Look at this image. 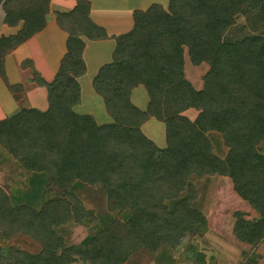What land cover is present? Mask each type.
I'll return each instance as SVG.
<instances>
[{"label": "trees", "instance_id": "1", "mask_svg": "<svg viewBox=\"0 0 264 264\" xmlns=\"http://www.w3.org/2000/svg\"><path fill=\"white\" fill-rule=\"evenodd\" d=\"M238 1L170 0L167 9L152 4L136 10L133 29L116 37L112 63L101 67L93 80L113 120L105 125L91 115L77 114L74 107L81 100L78 79L86 72L82 37L102 40L108 38L106 31L90 18L89 0H75L71 11L56 12L58 27L69 35L68 52L51 82L34 73L37 85L47 90L49 108H23L1 120L0 148L26 171L45 174L49 190L57 189L62 197L37 211L12 207L0 189V231L5 238L24 234L42 247L38 254L0 249V264L3 259L9 264H71L76 259L124 264L140 248L154 252L176 247L187 232L202 228L199 212L190 206L193 197L183 199L187 180L192 175H227L229 169L236 191L260 214L254 221L239 222L235 234L243 243L257 246L264 241V156L258 149L264 143V72L248 76L243 70L249 56L244 64L234 54L237 48L216 40L220 30L234 23L227 12ZM50 3L0 0L5 24H22L17 33L0 36V78L13 94L22 86L9 84L5 58L46 28ZM186 50L193 66L210 67L201 90L186 78ZM139 85L150 99L146 112L130 99ZM190 109L199 111L195 121L185 115ZM150 118L165 125L163 149L141 130ZM211 131L219 132L230 149L224 160L211 152L206 135ZM79 183L101 187L115 209L131 210L124 238L110 234V228L86 245H64L57 227L94 217L72 192ZM171 201L173 209L168 207ZM109 239L113 257L97 249ZM136 242L139 246H133Z\"/></svg>", "mask_w": 264, "mask_h": 264}, {"label": "rangeland", "instance_id": "2", "mask_svg": "<svg viewBox=\"0 0 264 264\" xmlns=\"http://www.w3.org/2000/svg\"><path fill=\"white\" fill-rule=\"evenodd\" d=\"M67 1L70 0H52L54 9L51 10L47 18V21L49 19L51 22V29L54 31L55 28L57 31L53 37L57 38L58 43V48L54 53L51 52V49L47 51V54L45 53V61L53 64L56 69L53 78L49 82L56 76L61 68L63 58L68 52L67 41L69 35L56 27V25L58 26L56 22V12L69 10L66 3ZM169 1L170 0H92L95 14H98L103 22H105L102 23V21H100V24L105 26V28L108 26L107 23L118 20V18L113 17V14H118L120 10L125 11L127 8H142L146 10L152 4H160L163 7L166 6L167 9ZM112 12L114 13L112 14ZM227 13L229 17L234 20V23L228 29H222L218 32L216 36L217 42L219 44H229L234 49L237 48L234 54L240 56L241 59L243 58L244 64L246 57L249 56L250 63L243 70L248 76L252 77L258 71L264 72V1L239 0L229 6ZM130 16L131 18L129 19L132 21V14ZM5 19L6 14L4 7L3 4H0V36H6V31L9 29L5 24ZM21 27L22 24L17 28L11 29L14 30L13 32L15 34ZM119 30L120 33H116V35L125 34L130 29H128L127 25L126 27L120 26ZM116 35H108V38L99 41L90 40L88 38H86V40L89 41L85 42L84 40L85 45L88 44L87 52L90 55V59L88 60L87 54L85 61L83 55L82 58L85 66H88L89 73L81 81L83 88V92L80 90L81 104L77 105L74 111L77 114L94 115L100 125L104 124L108 114L103 99L96 93L93 87L92 81L95 77V73L98 72L95 71L94 68H97L100 64L112 63L113 55L117 48ZM33 38L27 42L31 41ZM43 41L49 42L43 37L40 38V43ZM26 43L11 52L5 58V71L8 63L11 77L10 78L6 72L9 84L22 86V91L17 92L19 94H11V92L7 94L11 97L12 101H14L16 107L18 106V109L24 108L25 105L28 106L29 104V100L25 93L26 90L30 88L29 84H37L34 81V78H36L34 75L35 70L41 69L45 73L43 64H41L42 67L40 68L36 67L35 63L37 61L35 58L27 56L26 53L19 51ZM237 45H241L242 47L239 48ZM61 46L63 50L56 63V56L58 57L59 55H56V52L58 49L59 51L61 50ZM21 53H23L22 56ZM95 55L97 57H94ZM38 59L43 62L42 57H38ZM185 59L186 78L193 84L196 90H201L204 86L203 77L210 69L209 65L202 64L198 67L193 66L189 60L187 50L185 51ZM46 70L48 71V69ZM47 71L46 74H49ZM44 73H41V75H44ZM42 77L45 79V75ZM0 80L2 83L1 86H4L8 90V86H6L1 78ZM17 81H22L25 84H18ZM141 89L143 90V88ZM142 90H138L137 94L134 96V100H142ZM18 95H21V97H18ZM185 115L190 120L195 121L199 116V111L190 109L185 112ZM211 132L206 133V135L211 141L212 154L220 160L226 159L230 153V149L226 147L219 133ZM144 134L159 148L163 149L166 147V128L164 123L152 120L149 123V128L148 126L144 128ZM0 149H2V151L5 150L3 148ZM258 149L259 153L264 156V143ZM23 173V168L18 165L17 162L12 159H1L0 156V189L2 190V197L6 199L12 207L17 208L26 206L40 211L43 205L49 200L62 197L60 191L57 189L49 190L47 185H44L41 190L38 189L39 192H36L39 193V198L35 196L34 192L32 194H18V192H15L16 190L27 188L26 178ZM232 176L233 172L230 169L227 175L221 173L204 176L192 175L187 180L186 189L182 195L183 199H192L193 197L190 206L193 210L199 212L201 218L199 220V225H202V228L200 226L199 230L196 229L194 232H187L183 240H181L176 247L163 246L160 250L154 251L158 253L152 254V251L149 252L146 248L135 250L127 257L124 264H264V241L260 242L257 246L248 242L243 243L238 240L235 234V228L239 222L254 221L260 218V214L248 200L244 199L236 191ZM14 188V194L11 195V191ZM72 190V192L78 196L86 211L91 212L94 217H85L82 223L74 219L67 224L57 227V234L63 238L64 245L68 247L86 245L88 241L96 239L99 233L110 228V234H118L121 239L127 235L126 223L132 215L130 209H115L108 200L105 191L99 186L84 185L83 187H79L76 185ZM174 205L175 201L169 202V209H173ZM115 221L118 222L112 225ZM104 235H106L104 236L105 238L109 236L107 233ZM110 242V239L103 240V242L97 246V249L99 251H104L106 256L113 257L114 247L111 246ZM132 244L133 246H139L137 242ZM133 246L129 248H133ZM11 248L26 251L30 254H38L42 250L41 245L29 236L19 234L8 240L0 231V249L9 250ZM155 255H158V258ZM258 258L259 261H257ZM1 264L8 263L3 259ZM71 264L86 263L80 261V259H76Z\"/></svg>", "mask_w": 264, "mask_h": 264}, {"label": "crops", "instance_id": "3", "mask_svg": "<svg viewBox=\"0 0 264 264\" xmlns=\"http://www.w3.org/2000/svg\"><path fill=\"white\" fill-rule=\"evenodd\" d=\"M50 1H51V3H50V12H51V10H53L54 8H53V2H52V0H50ZM89 1L91 3L90 18L92 19V21L95 24H97L100 27H104L105 28V26H103V25L100 24V21H102V23H105V22H103L102 18L98 14H95L94 5H93L92 0H89ZM66 3L68 5L69 10L64 11V12L71 11L75 7V5H76L75 0H70V1H67ZM168 4H169V2H168ZM163 8L166 9V6H164ZM136 10H143V9L142 8H132V9L127 8L125 11L124 10H120L121 13L119 12L118 14L116 13L115 15L113 14L114 12H112L113 17L114 18L115 17L118 18V20L117 21H113L111 23H107V25L111 28L110 29L108 26H107V28H105L107 37H109L108 35L114 36V35H116V33H120V30H119L120 29V26L126 27L128 25V29H130V30H128L127 33H129L133 29V26H134L133 13ZM131 14H132V21L129 19V18H131V16H130ZM107 17H112V16H107ZM56 27L59 28L57 25H56ZM9 29H7V31H6L7 33L5 32L6 33V36L11 35V34H14V32H13L14 30L11 29V28H9ZM55 32H57L56 29L54 28V31H53V29H51V22L48 19L46 28L42 32H40L38 35H36L31 41L27 42L22 48L19 49L20 52L26 53L27 56H30V57L35 58V60L37 61L35 63V66L36 67L40 68V67H42L41 64H43V68L45 69V73L41 69H39L37 71L40 74L41 73L42 74L44 73L45 79L47 81H50L53 78V74L56 72V69L54 68L53 64L48 63V62L45 61V59H46L45 58V53L47 54L48 53L47 51L49 49H51L52 50L51 52L54 53L56 51V49L58 48L57 47V44H58L57 43V38L53 37V35H55ZM127 33H125V34H127ZM121 35H124V34H121ZM121 35H116L115 38L118 37V36H121ZM42 37L45 40L49 41V42L43 41V42L40 43V38H42ZM82 39L85 40V42L86 41H89V40H86V37H82ZM96 41H99V40H96ZM87 46H88V44H86V48H85V51H84V54H83L84 61L86 60V54L88 56V60L90 59V55L87 52L88 51V47ZM62 50H63V48L61 46V50L59 51V49H58V51L56 52V55L59 54L58 57L56 56V59H57L56 63L59 60L60 53H62ZM23 53H21V56L23 55ZM38 57H42L43 62L40 61L38 59ZM94 57H97V56L95 55ZM48 60H50V59H48ZM105 65H107V64H104V65H101L100 64L97 68H94V69H95V71H99L100 68L103 67V66H105ZM6 66H7L6 72L8 73V75L10 77L8 63H7ZM46 69H48V71ZM96 69H98V70H96ZM46 71L49 74H46ZM88 73H89V70H88V66L86 65V72H85V74L78 79V82L80 81V90L82 92H83V88H82L81 81L85 78V76ZM96 73L98 74V72H96ZM96 73H95V76L97 75ZM44 75H42V76H44ZM94 78H93V80H94ZM17 82H18V84H22L23 83L22 81L21 82L20 81H17ZM1 84L2 83H1V80H0V120H4L7 117H10L11 115H13L14 113L16 114L17 112L21 111L23 108L18 109V106L16 107V104H14V101H12L11 97H9V95H7V94L10 93V91L8 92V90L4 86H1ZM23 84H25V83H23ZM29 86H30V88H28L26 90V93H25L27 99L29 100V104H28V106L25 105L24 108H36V109H39L41 111H46L49 108V104H48V93H47L46 88L39 87L37 84H34V83L29 84ZM93 87H94V85H93ZM141 88H143V90ZM144 88L145 87L142 86V85L137 86L136 88H134V90L132 91L131 96H130V99H131V102L133 103V105L136 106L142 112H146L147 111L148 105H149V102H150L149 96L147 95L148 93H147V91H145L146 89H144ZM94 90H95V88H94ZM138 90H142V93H143L142 100H140V99L134 100V96H135V94H137ZM18 97H21V95H18ZM80 104H81V100H80V103L78 105H80ZM106 112H107V110H106ZM107 114H108V112H107ZM80 115H87V114H80ZM91 116H93L95 118L96 122H97L96 117L94 115H91ZM152 120H156V119L155 118H150L148 121H146L142 125L141 130H142L143 133H144V128L146 126H148V128H149V123ZM112 122H113V120L110 117V115L108 114L106 121L102 125L110 124ZM97 124H98V122H97ZM98 125H100V124H98ZM213 132H216V131H213ZM217 133H219V132H217ZM0 156H1V159H5V160H11L12 159L13 161L17 162L5 150L2 151V149H0ZM17 164L19 165L18 162H17ZM23 171H24V173H23L24 174V177L26 178V187L28 189L27 188L26 189L21 188L20 190H16L15 191V188H18V187H15L14 189H12V191H11L12 194L11 195L14 194V191L15 192H18V194H20V193L32 194L34 192L35 193V196H37L39 198V193H36V192H39L38 189L41 190L44 185L45 186L47 185V179L45 177L46 175L43 174V173H33V172H30V171H26L25 169H23ZM76 185H78L79 187H83L84 186V185H80V183L79 184H76ZM59 237L62 238L60 235H59ZM149 252H151V251H149ZM147 253H148V251H147ZM153 253H158V252H152V254ZM155 256L158 258V255H155ZM171 261H172V258H171ZM6 263H8V262H6Z\"/></svg>", "mask_w": 264, "mask_h": 264}]
</instances>
